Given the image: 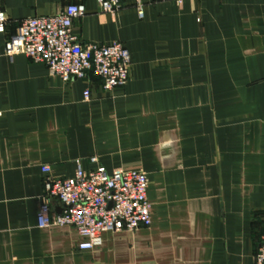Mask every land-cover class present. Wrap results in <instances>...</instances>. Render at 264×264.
Returning a JSON list of instances; mask_svg holds the SVG:
<instances>
[{
  "label": "crops",
  "instance_id": "1",
  "mask_svg": "<svg viewBox=\"0 0 264 264\" xmlns=\"http://www.w3.org/2000/svg\"><path fill=\"white\" fill-rule=\"evenodd\" d=\"M81 4L82 43H121L127 82H63L3 53L29 16ZM0 264H253L264 226V0H0ZM87 89L88 98L82 97ZM95 156L96 162L88 164ZM140 169L150 225L76 248L71 227L38 228L42 166ZM49 214L59 213L55 199Z\"/></svg>",
  "mask_w": 264,
  "mask_h": 264
},
{
  "label": "built area",
  "instance_id": "2",
  "mask_svg": "<svg viewBox=\"0 0 264 264\" xmlns=\"http://www.w3.org/2000/svg\"><path fill=\"white\" fill-rule=\"evenodd\" d=\"M95 1L105 13H114L121 7V0ZM156 1L132 0L137 17L143 16V4ZM83 14L81 4H69L53 14L22 18L16 32L4 41L3 53L8 57L21 53L32 62L42 63L63 82L91 74L100 80L103 91L122 87L129 76L128 51L117 41L80 43L71 29L72 18ZM5 22V13L0 9V33L4 32ZM88 94L87 89L82 91L84 99ZM95 162V156L88 158V164ZM41 172L44 175L36 226L71 227L79 250L99 247L104 232L131 231L150 225L147 178L140 169L116 168L106 172L99 166L83 168L76 160L70 177L52 176L48 166H42ZM50 199L61 205L59 213L49 214ZM253 264H264V226Z\"/></svg>",
  "mask_w": 264,
  "mask_h": 264
}]
</instances>
